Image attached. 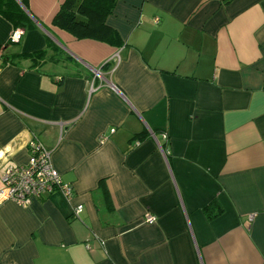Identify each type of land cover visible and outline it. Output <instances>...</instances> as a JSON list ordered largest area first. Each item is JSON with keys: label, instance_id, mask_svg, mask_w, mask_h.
I'll list each match as a JSON object with an SVG mask.
<instances>
[{"label": "crops", "instance_id": "obj_1", "mask_svg": "<svg viewBox=\"0 0 264 264\" xmlns=\"http://www.w3.org/2000/svg\"><path fill=\"white\" fill-rule=\"evenodd\" d=\"M22 1L0 0V176L36 140L73 197L0 201V264H264V0H116L101 40Z\"/></svg>", "mask_w": 264, "mask_h": 264}, {"label": "built area", "instance_id": "obj_2", "mask_svg": "<svg viewBox=\"0 0 264 264\" xmlns=\"http://www.w3.org/2000/svg\"><path fill=\"white\" fill-rule=\"evenodd\" d=\"M12 35V34H11ZM11 43H14L9 38ZM17 42V41H16ZM3 100L0 98V113ZM29 155L23 165L9 166L1 174L3 187L0 189V201L12 200L19 206L26 208L33 198L59 191L66 200H71L72 186L65 183L60 173L51 162V150L42 146L38 141L31 140L28 144ZM81 204L73 207V215L78 216ZM155 217L145 214V222H153Z\"/></svg>", "mask_w": 264, "mask_h": 264}, {"label": "trees", "instance_id": "obj_3", "mask_svg": "<svg viewBox=\"0 0 264 264\" xmlns=\"http://www.w3.org/2000/svg\"><path fill=\"white\" fill-rule=\"evenodd\" d=\"M116 0H64L55 14L52 24L77 38L105 39L110 32L105 24L106 17L112 12ZM26 6V0L22 1ZM3 14L18 25L22 13ZM13 14V15H11ZM44 51H37L28 56L34 58Z\"/></svg>", "mask_w": 264, "mask_h": 264}, {"label": "clouds", "instance_id": "obj_4", "mask_svg": "<svg viewBox=\"0 0 264 264\" xmlns=\"http://www.w3.org/2000/svg\"><path fill=\"white\" fill-rule=\"evenodd\" d=\"M22 30L17 28L15 29L14 33L11 35V39L13 42H16L19 40L20 36L22 35Z\"/></svg>", "mask_w": 264, "mask_h": 264}]
</instances>
